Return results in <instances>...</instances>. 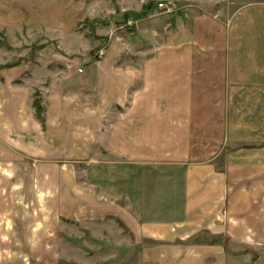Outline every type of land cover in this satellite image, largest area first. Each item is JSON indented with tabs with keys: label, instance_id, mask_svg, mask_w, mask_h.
<instances>
[{
	"label": "crops",
	"instance_id": "crops-1",
	"mask_svg": "<svg viewBox=\"0 0 264 264\" xmlns=\"http://www.w3.org/2000/svg\"><path fill=\"white\" fill-rule=\"evenodd\" d=\"M14 4L0 0V149L38 159L39 212L102 261L264 264V3L141 25L130 48L151 60L76 63L64 79L29 61L45 23ZM155 33L171 44L152 48ZM225 33L245 44H217Z\"/></svg>",
	"mask_w": 264,
	"mask_h": 264
},
{
	"label": "rangeland",
	"instance_id": "rangeland-1",
	"mask_svg": "<svg viewBox=\"0 0 264 264\" xmlns=\"http://www.w3.org/2000/svg\"><path fill=\"white\" fill-rule=\"evenodd\" d=\"M22 3L15 0L14 19L19 13L28 16L30 7V21L45 23L41 32L29 30L28 45L24 43L23 48L29 49L27 58L31 63L54 65L64 79L75 73L76 63L121 58L139 60L140 57L151 60V54L137 56L130 48L140 43V40H133V34L141 25H156L157 29L163 30L169 17L190 10L217 14L226 19L240 8L263 4L264 0H24V5L28 6ZM225 35L217 44H245V35ZM167 36L166 33L153 34L157 42H152L151 47L171 44ZM10 37L9 40L17 43V37ZM5 41L0 33V43L6 44ZM124 44L126 53L122 52L124 48L119 51ZM15 49L21 50V47ZM158 57L165 58L166 55L162 53ZM13 59L17 60L18 56L14 55ZM34 96V102L38 103L39 94ZM37 161L18 151L0 149V264H132L98 259L91 253V246L72 234L68 221L60 225L54 215L43 210L39 212L43 200L40 202L36 196L37 191L30 180ZM60 239L64 245H59ZM73 249H76L74 253ZM77 249L82 250L79 251L80 258L91 259H74Z\"/></svg>",
	"mask_w": 264,
	"mask_h": 264
},
{
	"label": "trees",
	"instance_id": "trees-1",
	"mask_svg": "<svg viewBox=\"0 0 264 264\" xmlns=\"http://www.w3.org/2000/svg\"><path fill=\"white\" fill-rule=\"evenodd\" d=\"M34 106H35V108H36V112H37L38 118L41 119V117H40V112H41L40 107L38 106L37 103H34Z\"/></svg>",
	"mask_w": 264,
	"mask_h": 264
}]
</instances>
